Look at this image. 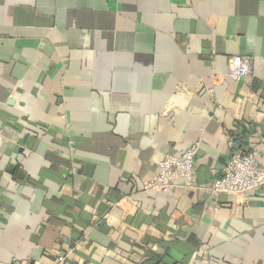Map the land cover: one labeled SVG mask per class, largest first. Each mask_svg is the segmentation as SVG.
<instances>
[{
    "label": "crops",
    "instance_id": "1",
    "mask_svg": "<svg viewBox=\"0 0 264 264\" xmlns=\"http://www.w3.org/2000/svg\"><path fill=\"white\" fill-rule=\"evenodd\" d=\"M0 126V264H264V189L208 191L264 168V0H0Z\"/></svg>",
    "mask_w": 264,
    "mask_h": 264
},
{
    "label": "built area",
    "instance_id": "2",
    "mask_svg": "<svg viewBox=\"0 0 264 264\" xmlns=\"http://www.w3.org/2000/svg\"><path fill=\"white\" fill-rule=\"evenodd\" d=\"M229 74L236 78L250 75V61L246 58L234 56L228 65ZM2 128L0 126V148L3 143ZM199 143L194 142L179 155H165L159 162L158 170L153 177L145 181L143 193L167 194L174 189L199 191L194 184V162L198 153ZM264 189V168L257 161L255 149L246 152L233 151L226 161L223 173L215 178L208 191L215 197L220 194L230 197H243L249 192ZM65 257H58L59 263Z\"/></svg>",
    "mask_w": 264,
    "mask_h": 264
}]
</instances>
